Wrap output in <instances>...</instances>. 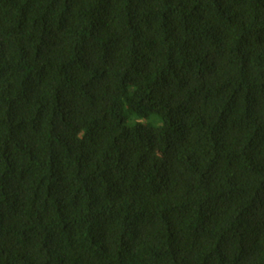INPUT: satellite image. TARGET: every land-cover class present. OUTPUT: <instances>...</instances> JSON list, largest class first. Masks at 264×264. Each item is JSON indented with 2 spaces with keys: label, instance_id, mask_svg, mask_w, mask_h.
Here are the masks:
<instances>
[{
  "label": "trees",
  "instance_id": "trees-1",
  "mask_svg": "<svg viewBox=\"0 0 264 264\" xmlns=\"http://www.w3.org/2000/svg\"><path fill=\"white\" fill-rule=\"evenodd\" d=\"M0 264H264V0H0Z\"/></svg>",
  "mask_w": 264,
  "mask_h": 264
}]
</instances>
